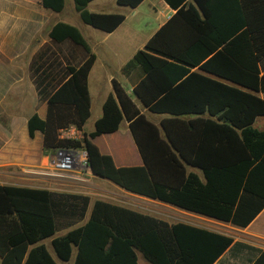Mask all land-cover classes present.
Returning a JSON list of instances; mask_svg holds the SVG:
<instances>
[{
    "label": "trees",
    "instance_id": "1",
    "mask_svg": "<svg viewBox=\"0 0 264 264\" xmlns=\"http://www.w3.org/2000/svg\"><path fill=\"white\" fill-rule=\"evenodd\" d=\"M91 0H73L82 22L112 32L122 13L87 9ZM142 0H116L137 6ZM175 13L135 51L121 68L132 92L115 77L101 116L82 140L59 137V129H82L90 116L88 73L95 60L81 31L56 22L49 37L71 40L86 57L67 64L43 87L45 67L36 73V86L47 102L46 116H29V137L42 133L43 149L78 147L87 150L92 172L138 195L157 199L237 227H246L264 208V129L255 126L264 116V32L249 36L241 0H164ZM60 12L65 0H41ZM257 6H264L256 3ZM246 6V8H245ZM251 40L252 43H251ZM42 66V65H41ZM36 67L35 72H38ZM215 75L222 79L212 77ZM152 113L168 114L158 124L136 104ZM184 115H198L183 118ZM202 115H206L205 117ZM128 128L141 165L117 166L92 138ZM187 166L198 168L204 181ZM89 196L42 188L0 185L1 264H139L137 253L151 264H213L233 243L231 236L178 222L103 199H96L86 217ZM66 229L62 235L56 232ZM51 239L54 258L41 241ZM251 264H264V249Z\"/></svg>",
    "mask_w": 264,
    "mask_h": 264
},
{
    "label": "crops",
    "instance_id": "2",
    "mask_svg": "<svg viewBox=\"0 0 264 264\" xmlns=\"http://www.w3.org/2000/svg\"><path fill=\"white\" fill-rule=\"evenodd\" d=\"M111 1L116 2V0ZM188 1L190 2L192 0ZM241 1L245 2L249 9L248 15H246L247 21L244 28L250 26L249 36H253L252 33L260 35L261 32H264V6H257L256 3L260 4L263 0ZM92 3H95V8L90 9L89 6ZM109 3L110 0H91L87 5V9L93 12L122 13L125 16L124 20L112 32L103 31L105 34H100L102 35L100 42L91 45V43L87 41L80 26L75 24L85 37L91 51L95 54V60L87 77V87L90 97V116L85 121L82 129H79L82 134L89 133L93 130L94 122L101 116L102 104L108 94L112 92L111 80L113 75H107V83L103 91L94 90L93 95L91 94L89 82L94 77V67L97 64H104L107 66L114 65L113 58L116 59L119 52L117 48L121 46L128 47L126 46L127 42L132 41L141 32L138 29L139 24L133 23V21L130 20L131 17L138 15L141 11V7L145 4L152 10L153 19L148 17V21L144 23V25L148 23L149 28H152L141 41L143 47L149 37L175 13V9L171 8L164 0H142L135 7L121 5L129 10L128 13L107 11L105 8ZM153 3L159 6L158 10L156 7L152 6ZM60 12H62V10ZM60 12L45 8L41 4V0H0V130H3L4 136L7 137V143H10V139L16 138L21 140L22 145H25L24 148L20 146V152L18 153L17 151V155L12 156L8 152V154H5L4 150H2L5 146L2 143L0 144V185L26 186L55 192H71L89 196L90 203L85 217L86 219L89 215L92 203L96 200L95 197L93 198L95 194L92 191V187L93 185L99 184H97V180L96 183L94 179L97 178L100 181H107V179L93 174L84 185L77 186L80 189L60 190L54 187L52 183H55L54 178L42 174L48 157L47 154L44 153L42 133L36 131L33 137H29L27 129V121L30 115L37 113L41 118H44L47 110L46 100L41 98L38 93L35 82L36 73H41L45 67H49L50 63L52 64V66L50 65V67L46 69V78L42 83L43 87L50 90L51 87L48 83L56 74H62L67 64L82 62L87 55L81 46L73 43L69 39L56 42L49 37L51 27L56 22L62 21L55 16L56 13ZM62 22L74 25L69 21ZM89 31L94 34L98 33L94 30ZM116 33H120L124 36L121 37V43H104L106 38ZM252 41L253 40H251V43ZM255 46L264 48V40L257 41L256 45L254 44L253 47ZM132 47L136 49V46ZM142 47H139V49ZM98 48L102 51H98ZM134 53L135 51L128 57H122L120 62L117 63V71L120 72L123 77V83H121L130 90H132V83L127 76L122 74L121 68ZM36 67L39 68L38 72H35ZM211 76L231 83L215 75ZM257 94L264 98V92H258ZM93 99L99 107L95 116H92ZM134 100L141 111L144 112L145 116L156 124H158L162 118L168 116V114L152 113L142 107L135 97ZM196 116L198 115H184L182 117L194 118ZM202 116L205 117L206 115ZM86 125H88V129H86ZM255 126L260 130L264 129V116L261 115L256 118ZM92 142L102 153L111 155L117 166H134L142 164L141 156L129 131L128 122L126 120L121 121L117 130L97 135L92 138ZM10 144L11 146H7V148L9 151H13L14 143L11 142ZM15 163L27 167L10 169L9 166ZM187 171L195 172L200 179L204 181V175L200 169L187 166ZM13 176L18 179L16 182L9 180L13 178ZM106 183L113 187L110 192L121 197L120 200H117L118 202L111 201L112 203L154 215L170 224L182 222L205 228L231 236L233 238V243L238 242L256 249H264V208L246 227L241 228L229 222L219 221L186 211L157 199L129 192L109 180ZM149 208L152 210H154L153 208H158L160 211L157 215L156 213L147 211ZM65 232L66 229H62L57 231L56 235H62ZM51 239L52 237L46 238L41 242L46 245L49 252L57 259L51 245ZM233 243L213 264H248V262L251 264L250 260L256 256L257 251L249 250L241 245L233 246ZM247 252H251V257L247 256ZM57 261L60 264H72V259L66 262H61L58 259Z\"/></svg>",
    "mask_w": 264,
    "mask_h": 264
},
{
    "label": "rangeland",
    "instance_id": "3",
    "mask_svg": "<svg viewBox=\"0 0 264 264\" xmlns=\"http://www.w3.org/2000/svg\"><path fill=\"white\" fill-rule=\"evenodd\" d=\"M152 6L156 7V9H159V6L156 3H153ZM89 8H95V3L91 4L89 6ZM107 11H112V12H123V13H128V9L126 7H123L121 5L116 4L115 1H111L109 5L105 8ZM152 10L149 9L148 5L145 4L141 7V11L138 15L131 17V21H133V23L139 24L138 29L141 31L132 41L127 42L126 46H121L118 49V55L115 58H113L114 61V65H104V64H97L94 67V77L92 78V80H90L89 82V88L91 91V94L93 95V91L97 90V91H103L105 85H106V79H107V75H113V77H115L117 80H119L120 82L123 81V77L121 75L120 72L117 71V63L120 62V59L122 57H128L129 55H131V53H133L134 51L137 50V48L139 49V47H142L141 41L142 39L145 37L146 34H148L150 32V29L152 27L149 28V24L146 23L144 25L145 22L148 21V17L152 18ZM56 18L62 21H69L71 23H73L74 25L77 24L80 26V28L82 29V31L84 32V35L87 39V41L89 43H91V45H95L97 42H100L101 36L100 34H105L103 31H99L98 29H94L93 27H91L90 25H87L85 23H83L78 15V13L76 12L75 8H74V3L73 0H65V6L64 9L62 10V12L60 13H56L55 14ZM65 19V20H64ZM149 28V29H148ZM80 30V29H79ZM89 30H94L98 33L94 34L91 33V31ZM121 37H124L123 35H121L120 33H116L113 36H110L108 38H106L104 40V43H121ZM132 46H136V49L133 48ZM98 51H102L100 48H98ZM123 83V82H122ZM95 99V98H94ZM93 99L92 101V116L96 115V111L99 110V107L97 106V103L95 102V100ZM98 112V111H97ZM88 125H86V129H88L87 127ZM7 137L4 136V132L3 130H0V144L2 143L5 147L2 149L4 150L5 154L10 153V155L15 156L17 155V151L18 153L20 152L21 147H25V145L21 144V140L13 138L10 139V143L13 142V151H9L7 146H11V144L8 142L7 143ZM53 150L50 151H46L44 153L47 154V156H49L52 153ZM8 152V153H7ZM47 160V159H46ZM10 169H19L21 167H27L25 165H18V164H11V166H9ZM9 169V170H10ZM10 181H17L18 179H16L15 176H13V178L9 179ZM55 183H53V186L60 189V190H74V189H80L77 186H80L79 184H73L70 182H66L64 180H59V179H54ZM92 180V178H91ZM97 180V182H96ZM94 181L99 184V185H93L92 187V191L94 192V196L96 199H103L106 201H112V202H118L117 200H120L121 197L118 196L117 194H114L112 192H110L113 188L111 187L109 184H107L106 180H98L97 178L94 179ZM100 182V183H99ZM103 183V184H102ZM114 198V199H113ZM152 209H147V211H150L152 213H156L158 215L160 209L158 208H153ZM138 263L139 264H151L149 261H147L143 255L138 252ZM247 256L251 257V252H247ZM248 264H250L248 262Z\"/></svg>",
    "mask_w": 264,
    "mask_h": 264
},
{
    "label": "built area",
    "instance_id": "4",
    "mask_svg": "<svg viewBox=\"0 0 264 264\" xmlns=\"http://www.w3.org/2000/svg\"><path fill=\"white\" fill-rule=\"evenodd\" d=\"M59 137L81 141L83 134L75 125H69L59 129ZM42 174L79 185H84L93 175L83 145L53 149L47 157Z\"/></svg>",
    "mask_w": 264,
    "mask_h": 264
},
{
    "label": "water",
    "instance_id": "5",
    "mask_svg": "<svg viewBox=\"0 0 264 264\" xmlns=\"http://www.w3.org/2000/svg\"><path fill=\"white\" fill-rule=\"evenodd\" d=\"M127 92H128V93H131L132 90L128 89ZM90 169H91V167H90ZM91 172H92V170H91ZM92 173H93V172H92ZM93 174H94V173H93ZM94 175H95V174H94Z\"/></svg>",
    "mask_w": 264,
    "mask_h": 264
}]
</instances>
